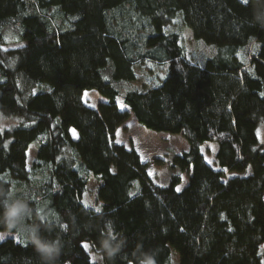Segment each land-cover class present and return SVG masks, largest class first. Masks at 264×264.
<instances>
[{
    "label": "trees",
    "instance_id": "obj_1",
    "mask_svg": "<svg viewBox=\"0 0 264 264\" xmlns=\"http://www.w3.org/2000/svg\"><path fill=\"white\" fill-rule=\"evenodd\" d=\"M251 9L252 0H0V111L19 119L0 129V191L28 198V222L47 217L45 234L63 243L59 264H98L84 243L97 253L109 220L127 247L102 264H136L137 246L158 264L174 251L180 264H264V43L252 39L264 41V29ZM179 23L212 45L203 64L187 56ZM149 60L168 62L167 73L126 89L120 108L121 87ZM87 90L105 100L88 104ZM131 114L185 137L189 149L172 156L189 174L183 188L180 174L155 183L136 147L116 141ZM89 173L99 212L83 199ZM11 232L0 264H41Z\"/></svg>",
    "mask_w": 264,
    "mask_h": 264
},
{
    "label": "rangeland",
    "instance_id": "obj_2",
    "mask_svg": "<svg viewBox=\"0 0 264 264\" xmlns=\"http://www.w3.org/2000/svg\"><path fill=\"white\" fill-rule=\"evenodd\" d=\"M181 31V43L184 46L187 56L200 64H203L205 58L213 51L210 44L197 40L193 31L187 27L178 24ZM168 62L146 61L141 66H138V78L130 83H125L120 91L121 95L118 96L119 107L126 108L123 102V93L130 87H142L146 85H153L158 79L167 73ZM83 99L88 104L97 107L99 102L105 98L95 90H87L83 93ZM0 116H5L0 111ZM6 123H0V129H4L13 124H16L19 119L16 117H8ZM71 133L74 137L78 136L75 129L71 128ZM259 137L264 142V122L259 127ZM116 141L124 143L126 146H134L140 152L143 160L149 163L148 173L152 180L159 185H168L171 177L174 174H180L182 182L179 188H183L188 183V172L181 171L178 166L172 165V156L174 153H181L189 149V144L182 134H171L168 132H157L147 129L138 123L134 114H131L126 122L117 130ZM39 140L33 142L28 152V164L36 156L38 150ZM202 150L206 155V159L214 167H216V151L217 144L207 142L203 145ZM231 173H229L230 175ZM100 181L93 175L88 174L87 189L84 194V202L86 205L101 210L103 202L98 198L96 190ZM18 237V234L9 231H0V241L7 237ZM86 250L89 252L91 260L98 264H102L101 257L92 250L88 243ZM168 264H180V257L177 251H174L172 259Z\"/></svg>",
    "mask_w": 264,
    "mask_h": 264
},
{
    "label": "clouds",
    "instance_id": "obj_3",
    "mask_svg": "<svg viewBox=\"0 0 264 264\" xmlns=\"http://www.w3.org/2000/svg\"><path fill=\"white\" fill-rule=\"evenodd\" d=\"M250 23L264 29V0H252ZM252 39L257 46L264 43L256 34ZM7 116H0V123L8 121ZM33 216V207L25 195L17 194L15 191H0V225L9 232L16 230L25 236L31 243L41 264H59L62 255L63 243L58 237H51L45 232L52 230L47 217L41 215L39 222H28ZM127 247V238L115 232L112 221L105 223L101 230L97 254L103 259L107 257L114 260ZM136 264H158L157 254L154 249L145 250L137 246L135 250Z\"/></svg>",
    "mask_w": 264,
    "mask_h": 264
},
{
    "label": "snow or ice",
    "instance_id": "obj_4",
    "mask_svg": "<svg viewBox=\"0 0 264 264\" xmlns=\"http://www.w3.org/2000/svg\"><path fill=\"white\" fill-rule=\"evenodd\" d=\"M176 190H177L178 192L180 191V189H179V188H177ZM96 210H97L98 212L100 211V209H99V208H97ZM87 247H88V245H85V248H87Z\"/></svg>",
    "mask_w": 264,
    "mask_h": 264
},
{
    "label": "water",
    "instance_id": "obj_5",
    "mask_svg": "<svg viewBox=\"0 0 264 264\" xmlns=\"http://www.w3.org/2000/svg\"><path fill=\"white\" fill-rule=\"evenodd\" d=\"M264 245V244H263Z\"/></svg>",
    "mask_w": 264,
    "mask_h": 264
}]
</instances>
